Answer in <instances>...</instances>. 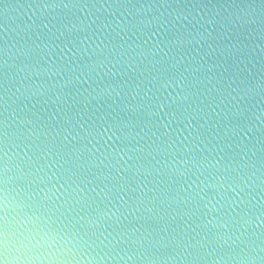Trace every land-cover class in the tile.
Returning a JSON list of instances; mask_svg holds the SVG:
<instances>
[{
	"label": "water",
	"instance_id": "1",
	"mask_svg": "<svg viewBox=\"0 0 264 264\" xmlns=\"http://www.w3.org/2000/svg\"><path fill=\"white\" fill-rule=\"evenodd\" d=\"M0 264H264V0H0Z\"/></svg>",
	"mask_w": 264,
	"mask_h": 264
}]
</instances>
